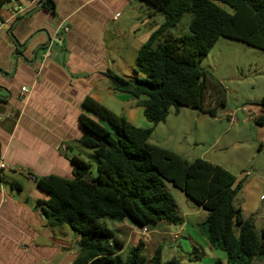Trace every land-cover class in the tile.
Returning a JSON list of instances; mask_svg holds the SVG:
<instances>
[{
	"label": "trees",
	"instance_id": "obj_1",
	"mask_svg": "<svg viewBox=\"0 0 264 264\" xmlns=\"http://www.w3.org/2000/svg\"><path fill=\"white\" fill-rule=\"evenodd\" d=\"M12 1L0 0V11ZM39 1L42 8L54 11L53 0ZM137 1L163 17L136 51L135 65L144 76L124 77L111 70L104 75L110 89L134 99L152 125L137 127L86 95L81 101L84 112L79 115L84 133L77 141L92 150L97 172L92 174V164L73 154L69 162L77 171L72 177L33 175L35 187L47 195L40 202L47 224L66 223L80 235L79 251L71 264H178L176 258L162 261L160 245L150 257L145 255L141 239L121 256L118 250L123 240L100 222L109 218L126 219L140 227L181 224L164 186L168 181L206 212L198 227L211 248L226 252L225 264H264V226L257 234L254 223L232 203L241 189L236 176L205 159L189 160L148 142L153 126L165 121L171 106L214 115L217 106L225 105L224 87L200 61L219 37L264 52V0ZM185 12L192 16L188 32L175 33ZM260 105L264 108V99ZM84 173L88 179L81 177Z\"/></svg>",
	"mask_w": 264,
	"mask_h": 264
},
{
	"label": "crops",
	"instance_id": "obj_2",
	"mask_svg": "<svg viewBox=\"0 0 264 264\" xmlns=\"http://www.w3.org/2000/svg\"><path fill=\"white\" fill-rule=\"evenodd\" d=\"M53 2L51 12L42 8L39 0H14L9 7L3 6L4 15L0 16V162L4 164L0 168V264H52L59 247L66 250L63 245L69 239L47 230L49 225L40 204L47 195L37 188L25 192L12 177H25L32 182L33 175L72 177L73 167L69 155L64 153L76 154L70 142L84 133L79 124V115L84 112L82 99L92 95L98 83L95 80L105 78L107 70L129 77L126 74L133 69L135 59H128V47L136 54L161 23L143 29L148 20L138 16L143 6L137 0ZM134 3L140 7L137 9ZM145 7H149L147 3ZM126 13L128 17L121 24ZM147 14L157 15L151 9ZM127 18L138 22L128 23ZM47 36L51 38L48 45ZM13 39L24 47L18 50ZM119 41L127 45L126 49L119 48ZM18 52L21 56L15 58ZM22 86L27 87V92L21 91ZM105 93L115 99L124 95L120 102L130 98L110 92L109 87ZM138 109L131 106L127 119L137 127L151 126L143 118V108L141 116ZM198 208L183 213L186 221H182L178 231L190 224V218L194 224L197 218L200 220ZM158 223L157 227L165 230L171 227ZM115 227L121 234L117 237L124 242L118 250L123 257L138 239H144L124 220ZM173 236L176 240L178 235ZM202 242L209 246L207 238H202ZM76 248L79 250L78 245ZM210 252L219 260H226L225 251L210 247Z\"/></svg>",
	"mask_w": 264,
	"mask_h": 264
},
{
	"label": "rangeland",
	"instance_id": "obj_3",
	"mask_svg": "<svg viewBox=\"0 0 264 264\" xmlns=\"http://www.w3.org/2000/svg\"><path fill=\"white\" fill-rule=\"evenodd\" d=\"M19 1L15 0L18 3ZM10 3H5V6L9 7ZM140 4L143 6L142 9L138 3H134L137 9L140 7L141 10L138 16H144L145 20H148V24L142 26L143 29H148L153 23L163 20L159 14L148 16L147 12L151 8L145 7L144 2ZM221 6L227 12H232L228 5L221 4ZM3 12L4 7L0 11V16L4 15ZM126 17H128L127 13L122 17L121 24ZM191 18V14L185 12L173 31L188 32ZM126 21L138 22L128 18ZM118 46L121 49L127 47L121 41L118 42ZM128 49V59H135L136 54L130 52V47ZM200 66L224 87L225 105L217 106L214 115L186 106H171L165 121L153 126L148 142L169 149L189 160L195 158L208 160L235 175L237 182H241V189L234 196L232 203L241 208L242 216L251 220L255 231L260 234L264 226V108L260 105L264 99V52L242 41L219 37L200 61ZM133 69L128 70L126 75L144 76L135 63ZM95 82H98L97 87L91 93L99 97V100L91 95L94 99L126 118L131 106L139 108L138 114L141 116V106L135 105L134 99L129 98L120 102L124 95H118L117 99L106 95L105 90L109 87L106 77L96 79ZM109 91L115 93L110 87ZM131 121L135 123L134 120ZM99 122L105 124L102 120ZM70 146L78 157L92 164V174H95L97 172L96 157L92 150L81 145L77 140L71 141ZM64 154L71 157L72 153ZM12 178L22 184L25 192L31 193L36 190L34 182L25 177L13 176ZM164 186L175 202L177 213L185 222L186 216L184 217L183 213L195 212V207H199L198 204L171 182L164 181ZM251 200L255 202L252 203ZM198 209L200 220L197 218L194 224V220L190 218V224L188 223L182 231H178L180 224H171V227L166 230L163 227H157V224H146L148 232L144 239L140 238L144 242L145 255L149 256L160 245L163 262L176 258L179 260L178 264H225V259L219 260L215 253L210 252V247L202 242V238L206 237L202 229L198 227V223L203 221L206 212L201 207ZM124 221L140 231V226L126 219ZM100 222L111 229L116 236L121 235L115 227L120 223L119 221L101 218ZM47 230L54 232L59 238L69 239L67 245H63L66 250H60L61 247H59L58 255L52 264H71L79 251L76 247L80 241V235L66 223L49 225ZM234 231L237 235V226H234ZM172 233H177L176 240L172 239ZM257 264L260 263L257 262Z\"/></svg>",
	"mask_w": 264,
	"mask_h": 264
},
{
	"label": "water",
	"instance_id": "obj_4",
	"mask_svg": "<svg viewBox=\"0 0 264 264\" xmlns=\"http://www.w3.org/2000/svg\"><path fill=\"white\" fill-rule=\"evenodd\" d=\"M9 32H10V30H9ZM13 40H14V39H13ZM53 40L56 41L54 38H53ZM50 41H51V38H50L49 36H47V37H46V42H45V44L48 45V44L50 43ZM14 42L17 44V42H16L15 40H14ZM23 47H24L23 45H18V44H17V48H18V50H21ZM39 47H40V46H38L37 48H35V50H34V52H33L34 55H35V53H36V51H37V49H38ZM18 55L21 56V53L18 52V53L16 54L15 58H16ZM85 136H87V133L85 134ZM75 171H77L76 168L73 169V173H74ZM81 177H82V178H85V179H88L89 175L86 174V173H84V174L81 175ZM43 216L45 217V215H43Z\"/></svg>",
	"mask_w": 264,
	"mask_h": 264
},
{
	"label": "built area",
	"instance_id": "obj_5",
	"mask_svg": "<svg viewBox=\"0 0 264 264\" xmlns=\"http://www.w3.org/2000/svg\"><path fill=\"white\" fill-rule=\"evenodd\" d=\"M117 15H119V14H117ZM21 91H22V92H27V87H26V86H22V87H21ZM62 149H65V147L62 146ZM2 167H4V164H3L2 162H0V168H2ZM147 232H148V231H147L146 227H142V228H140V234H141V236H145V234H146ZM172 238H174V236H173Z\"/></svg>",
	"mask_w": 264,
	"mask_h": 264
},
{
	"label": "clouds",
	"instance_id": "obj_6",
	"mask_svg": "<svg viewBox=\"0 0 264 264\" xmlns=\"http://www.w3.org/2000/svg\"><path fill=\"white\" fill-rule=\"evenodd\" d=\"M64 28V27H63ZM142 228V227H141Z\"/></svg>",
	"mask_w": 264,
	"mask_h": 264
}]
</instances>
